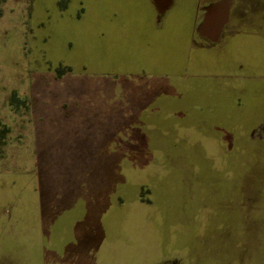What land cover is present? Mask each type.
<instances>
[{
  "label": "rangeland",
  "instance_id": "1",
  "mask_svg": "<svg viewBox=\"0 0 264 264\" xmlns=\"http://www.w3.org/2000/svg\"><path fill=\"white\" fill-rule=\"evenodd\" d=\"M122 4L0 0V264H264L260 75Z\"/></svg>",
  "mask_w": 264,
  "mask_h": 264
},
{
  "label": "crops",
  "instance_id": "2",
  "mask_svg": "<svg viewBox=\"0 0 264 264\" xmlns=\"http://www.w3.org/2000/svg\"><path fill=\"white\" fill-rule=\"evenodd\" d=\"M174 1L162 0L165 8L161 9L159 2L155 0H140L139 2L122 0L123 16L128 18V9H134L135 6L136 18L139 20L138 24L141 25L142 31H144L145 20L149 17L152 18L153 24L159 27L158 30H161L162 23L166 21L168 23V20L175 22L178 20L175 9L164 15ZM199 2L204 3V0H191L190 2L191 20L186 41L194 42L195 45L190 50L189 47L185 49L184 56L189 58V66L198 67L204 64V70L208 66L219 70L247 69L258 73L260 75L258 77H261L256 76L254 80H247L250 82L248 86L252 87L250 90L264 86V20H260L264 16L257 17L256 20L252 19L251 0H220L211 4L210 12L212 11L213 14L212 18L208 19V16H205L197 6ZM154 9L161 14L159 19L164 16L160 24H158L159 19L156 18L157 14L153 13ZM205 87L204 82V91ZM240 87L235 80L228 78V81L218 87L209 85V90L218 88L219 91H224L222 94L224 99L231 100L230 103L224 104L250 105L251 101H243V98L239 97ZM91 138L96 139V136L89 135L87 139Z\"/></svg>",
  "mask_w": 264,
  "mask_h": 264
},
{
  "label": "flooded vegetation",
  "instance_id": "3",
  "mask_svg": "<svg viewBox=\"0 0 264 264\" xmlns=\"http://www.w3.org/2000/svg\"><path fill=\"white\" fill-rule=\"evenodd\" d=\"M129 2H139L138 0H128ZM142 1V0H141ZM157 1L159 7L161 9L165 8L164 3L159 1V0H155ZM196 1V0H194ZM220 0H204V3H198L197 6L199 7V9H201L202 13L205 14V16H208L209 18H212L211 15L213 14L212 11L210 12V6L213 3H217ZM191 0H175L173 2V5L171 6V8L164 14L166 15L167 13H169L171 10L175 9L174 11H176V17H178L177 22L172 21V20H168L169 23L164 22L162 23L163 25V29H167L169 26L173 28H177L179 29V33L176 34L177 40L182 41V40H186V38L188 37V28L190 25V4ZM139 4V3H138ZM141 4V3H140ZM203 8H206L203 10ZM250 9H251V16L253 20H256L257 17H262L264 16V0H251L250 3ZM173 11V12H174ZM161 15V14H160ZM164 16L162 17V19H159L158 24H160V21H163ZM260 20H264V18L262 17ZM211 22V21H209ZM169 27V28H170ZM175 35V34H174Z\"/></svg>",
  "mask_w": 264,
  "mask_h": 264
}]
</instances>
